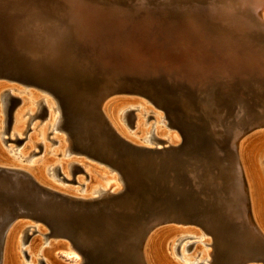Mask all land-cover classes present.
<instances>
[{"label":"bare ground","instance_id":"obj_1","mask_svg":"<svg viewBox=\"0 0 264 264\" xmlns=\"http://www.w3.org/2000/svg\"><path fill=\"white\" fill-rule=\"evenodd\" d=\"M72 1L76 3L77 8H81L80 0ZM88 1L95 10L94 14H85L79 9L76 11L75 18L73 19L67 15L64 9H60V13L49 12L47 9L41 7L40 2H36L35 0H0V19L9 20L7 28L8 40L4 39L2 44L6 48L4 51L6 56L0 55V80L6 81V83H15L26 89H36V91L38 90V92L50 96V99L53 101L48 102L45 98L35 99L32 96L34 93L31 94L27 90L28 101H25V99L18 98L12 94L13 88L0 84V115L3 117V119H0V123L2 124L0 139L3 143H7V141L12 142L10 139H3L5 134L14 136L16 141L20 139L17 137L20 135L24 122L18 117L25 111L22 114L23 117H27L25 118L26 129L23 133H27V127L30 124L32 125L38 117L41 120L44 116L45 119L43 118V120L46 122L47 127L51 129L50 132L44 134L45 139L53 132L60 133L64 137L60 138V136H56L60 152L58 155L56 153L53 155L61 158L64 151L65 156L63 157L75 154L80 158L78 161L69 163L61 160L54 167H51L53 166L52 163L49 166L46 165L48 160L43 155L49 154V151L47 152L48 147L46 148V145L42 146L43 138L39 132L41 142L38 143L35 138L36 135L31 133L27 137V142L21 143L22 145L20 144L23 151L15 153H17L16 157L19 160L31 162V158L36 157V153L29 152V150L32 147L34 149L39 148V155H41V158L43 157L42 159L39 158L41 159L40 161L38 160L41 164L40 166H34L36 162L32 161L33 171H28L12 163L10 161L11 158L8 159L6 157L0 160V171L4 170L5 173L11 175V178H3L1 176L5 174L0 175V264H20L15 253L17 242L27 244L28 253L31 258L30 262L33 264V255L38 245L36 235L43 238V235L47 233L46 227L41 221L22 217L21 213L14 219L8 220L9 212L5 195L18 198L20 193L17 191L18 188H21L24 194L29 190L27 184L15 183L16 177L28 176L36 185L45 190V194H57L62 198L75 202L98 200L120 194L124 190L123 181L116 174V171L96 162L97 165L103 166V169L106 168L110 174L115 173V176H117V179H115V176L110 179L106 175L109 179L106 181L105 188L97 184L96 178L90 173L92 168L90 165V170H86L89 177L83 190L60 188L46 179L45 175L51 180L57 181V176L62 175V178L58 181L68 182L63 177L67 178L68 175H71L72 179H74L76 173L83 174V170L88 167L83 162L85 160H82L85 157L72 149L73 139L65 124V115L69 103L62 98L64 93L77 98V95L83 92L84 89L97 86L100 83H103L106 87L112 86L106 89V93H110H108L102 102L101 109L105 119L120 138L135 147H149L148 145H151V147L158 148L159 145L174 147H179L180 145V140L168 135L166 132H160L153 127L151 129V125L154 123L155 126L161 124L166 129L177 131L163 111L164 115L160 116V114H156L154 122L148 130L138 131L140 135L136 138L129 136V132L127 133L125 128L119 123V118L124 123L129 108L135 109L138 107V104L126 100L122 103L118 102L115 105L117 103L115 97H139L140 99H145L147 103L152 104V107L154 104L151 99L144 97L137 91L130 92L129 89L120 92L114 91L119 85L123 86V88L127 86L128 83L123 84V78L120 76L121 72H124L120 67L125 66L127 62L133 60L131 52L134 51H129L127 47L126 41L129 35L119 31L114 26L115 23L113 26L117 30L113 31L109 28L110 25L108 23L106 24L104 20L102 22L99 21L100 17L96 16L100 9L107 7L113 1ZM162 1L169 2L171 0ZM50 2L55 4L53 0H50ZM144 2L145 0H136V3L140 7L144 5ZM233 4L239 6L238 13L240 15L236 18L241 28L240 30H232V21L231 19L229 21V18H224L226 21L223 25L218 26V29H213V27H207V23L202 21L203 17L192 14V23L199 28L198 39H194V41L188 33L184 35L186 41L182 52L187 53L185 60H179L178 65H168L164 70L160 67L147 64L143 66V63L139 62L133 70L142 74L156 72L157 75H161L157 79L163 84H169L170 88H175L174 90L178 88L179 80L195 83L198 88V94L203 99L202 112L204 115L207 114V116L216 110L213 101L217 95L223 98L224 91L230 87H237L240 93L236 96L237 98H233L235 103L233 104L236 106L231 112L229 111L231 107L224 106L225 110L222 111L224 117L221 116L215 122L214 128L218 129L219 132L217 134L219 136L222 135V138L227 140L228 145L226 153L222 158L220 169L225 171L228 167L231 168L223 178L216 181V186L218 185L219 192H223L224 196L231 198L226 201V204L230 205L231 202V206L234 207L237 215L228 216V220L239 228V236L241 241H243V246L258 247L264 244V137L259 138V134L257 135L258 132L256 131L262 130L260 133L264 131V98L262 101H259L260 98L256 96L253 101L248 97L245 98L243 88H246V85H252L255 89L264 88V0H234ZM49 5L52 6L50 3ZM52 7L55 8V6ZM58 7L62 8L61 6ZM199 8L197 7V10ZM251 9H254V11ZM102 10L111 13L109 10ZM255 11L258 13V17H256ZM232 15L234 17V14ZM118 28L120 27L118 26ZM251 34L258 35L257 38H254L257 39L254 43H252ZM96 39H98V43L100 42L98 48H95V45L90 46L86 44L87 41ZM8 46L13 47L12 51L7 49ZM143 49L144 51L146 50V48ZM144 51L142 50L139 53L143 57L145 55ZM146 54L150 55L151 52ZM136 56L138 59L135 60L142 59L140 55ZM157 65L161 66V62L157 63ZM142 67L143 69H141ZM126 71L129 72L130 69H126ZM202 80H204L203 83H201ZM217 81L222 82V90H214V84H217ZM21 91H25V89L19 92ZM254 92L256 93L257 91L254 90ZM10 99L17 100V106L13 105V107L17 108L14 107L16 110L12 108L9 112ZM119 106L120 108H117ZM123 107L125 108L122 109ZM149 110L151 111V109ZM157 110L159 111L160 108ZM138 111L141 113L142 110L138 109ZM118 115L120 117L117 119ZM141 116L142 114L137 113L136 117H133L132 120L135 123L134 127L131 124L133 129L138 128L141 124ZM196 122L199 123L198 121ZM196 125L201 126V124ZM259 141L261 142L258 143ZM51 142L55 143V141ZM214 146L217 149V145ZM8 151L11 152L12 149ZM0 156L1 158L4 156L1 148ZM74 166L79 167L80 170L74 172ZM44 168H46V173H44ZM199 168H201L200 171L195 170L200 174V178L197 177L198 180H196L206 191H211L215 186L211 182V177H214L218 173V168L213 169V167L207 166V163H204V168L202 166ZM9 180L17 188L12 187L13 184L10 187ZM78 181L80 180L78 179ZM70 183L69 185H71ZM116 183H119V185ZM77 186H80V184ZM179 225L189 227V229H179L176 227ZM27 228V233H30L32 230H35L36 233L24 242ZM179 236H182L181 240L183 241L191 238H201L199 245L191 250L193 252L192 255L196 254L198 256V262L201 264H262L261 261H257L260 256H252L251 254H237V257L230 256L224 259L226 262L224 260L221 261V254L216 241V228L213 225L204 226L195 223L162 221L149 224L147 232L143 236L141 245L143 264H175L166 254V248L167 245L174 243V239ZM44 238L46 239V245H48V248L41 255L45 264L82 263L83 260L79 253L63 238L53 235ZM51 242H55L56 244L53 245ZM188 245L186 243L184 250L192 247ZM58 247H63L61 253L64 259L62 261L57 259L56 248ZM69 259H72V261L67 262ZM192 263L194 262H188V264ZM40 264L43 263L40 261Z\"/></svg>","mask_w":264,"mask_h":264},{"label":"water","instance_id":"obj_2","mask_svg":"<svg viewBox=\"0 0 264 264\" xmlns=\"http://www.w3.org/2000/svg\"><path fill=\"white\" fill-rule=\"evenodd\" d=\"M86 1L88 0H80L81 8H77L76 3L68 0L67 15L74 19L79 9L85 14H94V8ZM122 1L136 3V0ZM147 1L150 0H145ZM43 8L52 12L54 7L46 3ZM123 12L115 9L110 13L100 9L98 14H106L103 18L115 20L124 18L125 15H121ZM254 13L258 17V13ZM125 14L128 16L130 13ZM8 24L9 20L0 19V55L3 57L6 56V48L2 44L3 40L7 39ZM7 49L12 51L13 47L8 46ZM139 62H142L143 66L146 64L143 59L132 60L120 67L124 70L120 74L123 84L128 83L129 88L119 85L114 91H137L151 99L155 106L163 109L161 99L154 100L146 89L172 88L167 83H161L157 79L161 75L156 72L142 74L133 70ZM126 69L130 71L127 72ZM108 87L112 86H102L99 90L86 88L77 98L64 93L62 98L69 103L65 124L73 139L72 149L86 159L116 171L123 181V192L98 200L75 202L57 194H45V190L31 178L18 176L15 183L27 184L29 190L24 194L22 189L18 188V198L5 195L8 220L21 213L22 217L41 221L47 230L43 238L51 235L63 238L82 257L81 264H143V236L149 224L161 221L213 225L216 228L221 261L230 256L237 257L241 253L258 255L260 257L257 261L264 264V244L258 247L243 246L239 228L228 220V216L237 214L231 202L230 205L226 204L231 198L224 196L223 192H219L218 185L216 186V181L228 173V168L225 171L220 169L223 157L219 154V147L216 149L212 142L215 136L212 135L214 127L210 129L204 125L197 126L196 123L183 124L170 120L180 136L179 147H135L120 138L103 115L101 104L110 93H106ZM169 100L170 103L178 101L172 96ZM16 102V99H10L9 112ZM163 111L166 114L167 111ZM130 113L131 111H128L126 117ZM19 142L21 141H16ZM208 156L218 167V173L211 177V182L215 185L211 191H206L195 178H200V174L195 171L196 167L204 168L203 158ZM177 168L188 171L190 184H185L182 179L178 183L174 181L170 171ZM73 169L74 172L80 170L77 166ZM0 175L3 178H11L4 170L0 171ZM9 183L11 187L13 183ZM12 187L17 188L14 184ZM27 230L28 228L24 242L36 233L32 230L28 234ZM188 246L191 247L192 244ZM22 253L25 254L24 251ZM25 257L27 258V255Z\"/></svg>","mask_w":264,"mask_h":264},{"label":"rangeland","instance_id":"obj_3","mask_svg":"<svg viewBox=\"0 0 264 264\" xmlns=\"http://www.w3.org/2000/svg\"><path fill=\"white\" fill-rule=\"evenodd\" d=\"M35 1L36 2L39 1L40 5H42L43 7H44V5H46V3L52 4V6H55V8H53L52 12L60 13L61 12L60 9H64L65 12L68 14V7L66 5L68 0H53L55 4L50 2V0H35ZM233 2H234V0H171L169 2L168 1L164 2L162 0H150V1L145 2L144 5L142 7H140L138 4H136L134 2L131 3L129 1L117 0V1H114L110 4H108L107 7H103L102 9L109 10V11H112L115 9L118 11H121V12L124 11L123 14H121V15H125L124 18L121 17V18H118L115 20H112V19L109 20V19L103 18V16H107L106 14H98V13L96 14V16L100 17L98 19L99 21L102 22L104 20V22L106 24L108 23V25L111 26V27L109 26V28L112 29L113 31L118 29L119 31H122V33L129 35L128 40L127 41L124 40V41H126V43L128 44L127 45L128 50L134 51V52H131V54H132L131 58L133 59V61L135 59H138L136 55H140L142 57V59L146 61V64L156 66V67H160L164 70V68H166V66L171 65V64H172L171 66L178 65L179 60L182 61V60L186 59L187 53L182 52L185 48L184 45H185V41H186L185 39L186 38L184 37V35L186 33H188L191 36L192 40L198 39V29L199 28L192 23V20H191V18L193 17L192 14L203 17L202 21L207 23V27H213V29H218V26H222L223 23L226 21V19L229 18L228 20L230 21V19H231V21H232L231 22L232 23V27H231L232 30H234V29H235L234 31L240 30L241 28H240L239 24L237 23L238 21L236 18L240 15L238 13L239 6L237 4H233ZM57 3H58V5H57ZM86 3L88 5H91V4H89V1H86ZM58 6H61L62 8H60ZM199 6H201L200 7L201 9L199 8ZM202 6H203V8H202ZM197 7L199 8L198 10H197ZM206 9H207V11H206ZM203 10H204V12H203ZM233 11H235V12H233ZM208 12L210 15L208 14ZM125 13H130V14L127 16V14H125ZM232 14H234V17ZM218 18H221L222 21H220L221 19H218ZM224 18H226V19L224 20ZM234 18H235V20H234ZM234 22H235V24H234ZM113 24L117 29H115ZM118 26L120 28H118ZM181 27H184L185 29L181 28ZM236 28H238V29H236ZM251 37L253 40L252 43H254L255 40H257L254 38H257L258 35H252L251 34ZM141 41L144 42L145 44L142 43ZM99 43H98V39L89 40L86 42V44H88L90 46L95 45V48L99 47V45H100ZM142 47L146 48V50L144 51V49ZM86 49H87V47H86ZM141 49L145 52L144 57L142 56V54H139L142 52ZM150 52H151L150 55H152V56H150L149 54L148 55L146 54V53H150ZM160 62H161V66L157 65V63H160ZM203 81L204 80H202L201 83H203ZM5 83H6V81L3 82L2 80H0V84H3L6 87L14 89L13 93H12L14 96L21 98V99H25V101H28L27 100L28 95L26 93V90H27L31 94L34 93V94H32V96H34L35 99L45 98L46 101L53 102L52 99H50L51 98L50 96H48L46 94H42V93L38 92V90L36 91V89H32V88L26 89L20 85H16L15 83H6V84ZM221 83H222L221 81H217V84H214L215 85L214 90H217V89L222 90L221 89ZM102 86H104L103 83H100L99 85L94 86L93 88H94V90L95 89L99 90ZM246 86H247L246 88H243V93H244L245 98L248 97L253 101L254 98L257 97V98H260L259 101L263 100L264 88H258V89L256 88L257 89L256 90L255 87L252 85H246ZM22 89H25V91L19 92ZM146 90L148 91V93L150 94V96L154 100L158 101L159 99H161V101L164 104L163 109L160 108V110L158 111L157 110V109H159L158 106L156 107L155 105H153V107H152V104L147 103V101L145 99H143V98L140 99L139 97L133 98V97L120 96V97H115L117 101L114 99L117 102V103H115V105L118 104V102L122 103L126 100L129 102L133 101V102H136V104H138V107L135 108L136 110L133 108H129V111L131 109L132 110H131L130 115H128L126 117V120L124 121V123L119 118L120 116L119 115L117 116V119L119 118L118 121H120L119 123L125 128L127 133L129 132L128 135L131 136L132 138H136L137 136L140 135V132L138 133V131L148 130L150 125L154 122V117L156 114H160V116L164 115L162 113L163 110L167 111L166 116L171 121L181 122L183 124H185V123L186 124L196 123L198 125L199 124L204 125L205 128L208 126V127H210V129L211 128L213 129V127H215V125H216V123H215L216 119L220 118L221 116L224 117L222 114V111L225 110L224 106L231 107L229 110L231 112V110L234 109V107L236 106V105H234L235 103H234L233 98L236 97L240 93V92H238L239 90L237 89V87L234 86V87H230L228 90L223 92V93H225L223 98L221 96L217 95V97L214 98V101H213V103L216 106V110L212 114L207 116V114L204 115L202 112L203 111L202 110L203 99L200 98V96L198 94V88L195 85V83L194 84L190 83L187 80H179L178 88H176V90H173V89L169 90V89H163V88H158V89L155 88L154 89V88H149V87ZM254 90L257 91L256 92L257 94L254 92ZM216 92H218V91H216ZM43 95H44V97H43ZM171 96L176 97L178 101L170 103L169 97H171ZM252 96H253V98H252ZM255 101H257V100H255ZM15 105H16V103H15ZM15 108H17V107H15ZM117 108H120V106ZM124 108L125 107H123L122 109H124ZM138 109L140 111L142 110L141 113L138 111ZM144 109H146V110H144ZM149 109H151V111ZM149 112L152 113V116H151V113L149 114ZM137 113L142 114V116H141L142 122L138 128L133 129L135 123L132 119H133V117H136ZM22 114L18 118L22 122H24V124L22 126L21 131H20V135L17 137L18 139L20 138L19 140L22 142L16 143L15 142L16 139L14 136H9L8 134H5L3 136V139L7 138V139L12 140V142L7 141V143H3L2 140L0 139V148L2 150L3 155L5 156V157L3 156L2 158L0 156V160L4 159L6 157L8 159L11 158L10 161L12 163H14L15 165H17L21 168H24L25 170H28V171H31V170L33 171V167L31 164L32 161L36 162V164L34 166H40L41 164L39 163V161L43 157L41 158V155H39L40 154L39 148L34 149L32 147L29 150V152L32 151V152L36 153V155H35L36 157L31 158V162L30 161L23 162L16 157L18 152L23 151L21 149V145H22L21 143L24 144L27 142L26 140H27V137L29 136V134L33 133L34 135H36L35 138L37 139L38 143L41 142L40 137H39V132L43 138L42 139V146L44 147V145H46V148L48 147L47 152L49 151V154L43 155L48 160L46 165L49 166L52 163L53 166H51V167H54L61 160L65 161L67 163L80 160V158L75 154L66 155V157H63V156H65L64 151L62 152L63 156L61 158L53 155L55 153L58 155V153L60 152L59 151L60 148L58 146L59 144L57 143V137L58 136H60V138H64V137L60 133L53 132V133H50V135H48V137L45 139L44 134L46 132H50L51 129L47 127L46 122L43 120V118L45 119L44 116H43V118H41V120H40V117H38L36 119V121H34V123H32V125L30 124L27 127V129H28L27 133H23V131L26 129V127H25L26 126V124H25L26 119L25 118H27V117H23ZM145 114H146V116H145ZM0 119H3V117L1 115H0ZM196 121H198L199 123H197ZM143 123L144 124L146 123L145 126ZM131 124L133 125V127ZM146 125H147V127H146ZM223 125H224V123H223ZM1 127H2V124L0 123V128ZM152 127L158 129L160 132H163V133L166 132L168 135L175 137L177 140H181L180 137H178L179 135L177 134V131L166 129L161 124H158L155 126V124L153 123L151 125V129H152ZM29 128H30V130H29ZM256 132H258L257 135L259 134V136H258L259 138L264 137V131H263V133H260V132H262V130L256 131ZM136 133H138V134L136 135ZM212 133H213L212 135H215L214 138L212 139V142L214 143V145H217V147H219V149L221 151L219 154L223 157V155L226 153V150L228 148L227 140H225L224 138H221L222 135L219 136V134H217L219 132H218V129H216V128H214ZM51 141H55L56 144L54 142L52 143ZM260 142L261 141H259L258 143H260ZM14 143H16V145H14ZM148 146L151 147V145H148ZM161 147H162V145L158 146V148H161ZM9 149H12V151L9 152L8 151ZM8 152L11 154H9ZM15 152H17V153H15ZM23 157H25V156H23ZM39 158H41V159H39ZM203 159H204L203 163H207V166L213 167V169L218 168V167H216L217 164H215V162L211 158H209V156L204 157ZM82 160H85L83 162L86 163L88 167H86V169L83 170V174L76 173V175H75L76 177L74 176V179H72L71 175L70 176L68 175L67 178L63 177L65 180H68V182H60L58 180L62 178V175L57 176V178H56L57 181L51 180L49 177H47V175H45L46 179L49 182H51L53 185L58 186L60 188L62 187V188H69V189L72 188L73 190H83L87 184L86 182H87L88 177H89L87 171H89L91 167L92 168L90 170V173L92 174V176H94L96 178L97 184L101 185L104 188L106 186L107 179H109V178L112 179L116 175L115 173L110 174V172L107 171L106 168L103 169L104 168L103 166L97 165L95 162H92V161L85 159V158H83ZM190 166H192V165H190ZM197 168H198V170H197ZM229 169H231V168L228 167V170ZM45 170H46V168H44V171ZM196 170L200 171L201 168H199V166H198V167H196ZM103 171L104 172L106 171V172L104 173ZM170 172H171V175L173 176L174 181L177 183L180 179H182V181H185V180L188 182L190 181L189 180L190 174L187 173L188 171H184V170L182 171V170L177 168V169H172ZM44 173H46V171ZM196 173L198 174V172H196ZM77 174H79V175H77ZM106 175H108L109 178H107L108 176H106ZM185 177H187V179H185ZM195 178L198 180L197 176H195ZM78 179L80 181H78ZM115 179H117V176H115ZM74 180H75V182H74ZM186 181H185V184L186 183L188 184V182H186ZM61 183H63L64 185ZM69 183L71 185H69ZM66 184H67V186H65ZM79 184L82 188L80 186H77ZM116 184L119 185V183H116ZM189 184H190V182H189ZM79 188H81V189H79ZM107 188H108V186H107ZM176 227L179 229H182V230L189 229V227H185V226L183 227L182 225H179ZM194 230H197V229H194ZM28 234H30V233H28ZM36 237L38 238L37 239L38 245H37L36 251L33 255V259H34L33 264H40V261L43 264H45L41 255L48 248V245H46L47 243H45V241H46L45 238H42L39 235H36ZM181 237L182 236L175 238L174 243L167 245L166 254L169 256V258L175 264H188V262H194L192 264L200 263V262H198V259H199L198 256L196 254L192 255L193 252L191 250L195 246L199 245V241L201 240V238L200 239L191 238V239H186L183 241V240H181ZM208 238H210V237H208ZM205 239H207V237H205ZM192 242H194V243H192ZM51 243L53 245L56 244L55 242H51ZM186 243L187 244H193L192 247L189 248L190 250L189 249L184 250ZM181 249H182V251H181ZM56 250H57L56 252L58 254L57 259L59 261H62L64 259L62 257L63 254L61 253V250H63V247H58V248H56ZM22 251H24L25 255H27V259H26L25 255L22 253ZM15 253H16V258L20 264H32L30 262L31 258H30V255L28 253V246L26 243L22 244V243L17 242V244L15 246ZM239 254L241 255V253H239ZM38 256H40V257H38ZM180 258H182V259H180ZM70 261H72V259L67 260V262H70Z\"/></svg>","mask_w":264,"mask_h":264}]
</instances>
